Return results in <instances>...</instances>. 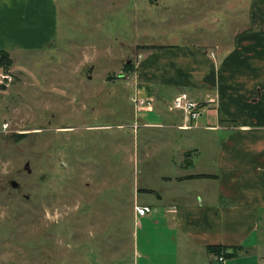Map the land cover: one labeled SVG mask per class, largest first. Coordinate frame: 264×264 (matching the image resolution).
<instances>
[{"label":"rangeland","instance_id":"1","mask_svg":"<svg viewBox=\"0 0 264 264\" xmlns=\"http://www.w3.org/2000/svg\"><path fill=\"white\" fill-rule=\"evenodd\" d=\"M59 2L55 44L16 53L1 72L0 264H172L165 224L134 211L175 170L164 138L193 131L135 129L131 55L135 44L194 42L201 28L227 27L232 12L245 18L249 4L229 13L226 0ZM203 147L193 163L207 164Z\"/></svg>","mask_w":264,"mask_h":264},{"label":"crops","instance_id":"2","mask_svg":"<svg viewBox=\"0 0 264 264\" xmlns=\"http://www.w3.org/2000/svg\"><path fill=\"white\" fill-rule=\"evenodd\" d=\"M226 1L229 13V5L244 8L248 2L247 16L242 18L244 10H239L235 21L232 12L227 27L201 28L192 35L194 42L162 49L134 43L131 55L129 78L137 93L154 98L156 106L140 112L135 129L193 131L185 139L172 133L164 138L163 151L172 155L168 168L175 170L164 173L163 190L148 189L154 203L141 205L153 208L144 220L165 224L169 231L165 240L172 244V264H264V0ZM220 6L208 10L209 17ZM60 18L59 0H0V51L13 59L16 53L49 48L58 38ZM183 92L199 102L215 100L188 130L181 127L182 115L166 109ZM204 145L207 164L193 163L194 155L203 157ZM210 246L244 250L220 261Z\"/></svg>","mask_w":264,"mask_h":264},{"label":"built area","instance_id":"3","mask_svg":"<svg viewBox=\"0 0 264 264\" xmlns=\"http://www.w3.org/2000/svg\"><path fill=\"white\" fill-rule=\"evenodd\" d=\"M5 79V77H4ZM7 79H11L9 76ZM136 98L132 100L137 104L139 112H153L155 110V99L142 96L137 93ZM215 103V100L210 98L207 102H199L193 99L188 93L183 92L175 96V98L167 104L166 109L169 113H178L182 115L183 129H191L197 126V122L202 117L206 109H210L211 105ZM137 127V126H136ZM136 214L139 217H145L153 212L151 206L138 205L135 208ZM220 261H225L224 256H219Z\"/></svg>","mask_w":264,"mask_h":264},{"label":"trees","instance_id":"4","mask_svg":"<svg viewBox=\"0 0 264 264\" xmlns=\"http://www.w3.org/2000/svg\"><path fill=\"white\" fill-rule=\"evenodd\" d=\"M152 49H162L164 47H156V46H148ZM12 66V59L10 55L5 51H0V68H3L5 71L8 72L10 67ZM231 249L232 252L228 253V250ZM208 250L211 253H214L218 256H224L225 258H234L239 255L241 251H243V247L235 246V247H226V246H210Z\"/></svg>","mask_w":264,"mask_h":264}]
</instances>
